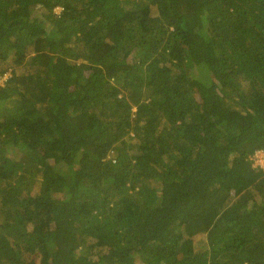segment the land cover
<instances>
[{"label":"trees","instance_id":"obj_1","mask_svg":"<svg viewBox=\"0 0 264 264\" xmlns=\"http://www.w3.org/2000/svg\"><path fill=\"white\" fill-rule=\"evenodd\" d=\"M6 74L0 264H264V0H0Z\"/></svg>","mask_w":264,"mask_h":264},{"label":"built area","instance_id":"obj_2","mask_svg":"<svg viewBox=\"0 0 264 264\" xmlns=\"http://www.w3.org/2000/svg\"><path fill=\"white\" fill-rule=\"evenodd\" d=\"M60 8H55L54 13L58 15L60 13ZM253 167L264 168V150H257L251 157Z\"/></svg>","mask_w":264,"mask_h":264},{"label":"rangeland","instance_id":"obj_3","mask_svg":"<svg viewBox=\"0 0 264 264\" xmlns=\"http://www.w3.org/2000/svg\"><path fill=\"white\" fill-rule=\"evenodd\" d=\"M7 77H8V74H6V75L0 77V86L3 85V83H4V81H5V79H6Z\"/></svg>","mask_w":264,"mask_h":264}]
</instances>
